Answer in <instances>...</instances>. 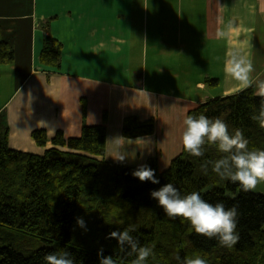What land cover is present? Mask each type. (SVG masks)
<instances>
[{
  "label": "crops",
  "instance_id": "obj_1",
  "mask_svg": "<svg viewBox=\"0 0 264 264\" xmlns=\"http://www.w3.org/2000/svg\"><path fill=\"white\" fill-rule=\"evenodd\" d=\"M46 36L62 45L59 68L40 62ZM0 39L14 50L0 66V115L24 152H43L35 130L78 137L106 116V160L156 158L163 171L192 108L248 88L225 72L233 54L264 80V0H0ZM127 116L154 119L155 132L125 139Z\"/></svg>",
  "mask_w": 264,
  "mask_h": 264
},
{
  "label": "trees",
  "instance_id": "obj_2",
  "mask_svg": "<svg viewBox=\"0 0 264 264\" xmlns=\"http://www.w3.org/2000/svg\"><path fill=\"white\" fill-rule=\"evenodd\" d=\"M61 54L62 45L46 36L40 62L59 68ZM13 60V48L0 39V66ZM205 84L214 87L218 80L207 79ZM259 100L254 88L248 87L209 99L187 116L220 117L230 132L243 130L250 149H264V129L250 119ZM106 122L105 116L102 124L84 125L78 137L60 130L49 138L46 130H35L31 137L44 148L38 154L10 147L8 127L0 115V264H44L46 254L60 249L70 251L76 264H99L101 248L105 256L113 255L116 264H130L134 256L121 252L115 239H106L110 232L130 225L135 229L133 237L154 251L147 264H178L177 255L183 259L194 252L208 264H264V195L245 193L238 184L221 181L211 167L203 174L202 163L221 155L214 147L207 148L201 158L182 148L163 171L156 158H149L146 165L155 170L160 184L141 182L132 175L138 167L105 159ZM154 132V119L124 118L125 139ZM169 182L182 195L198 191L209 203L223 202L226 208L237 205L240 241L224 248L216 239L197 235L182 218H168L150 192ZM77 217L85 220L87 230L77 225Z\"/></svg>",
  "mask_w": 264,
  "mask_h": 264
},
{
  "label": "clouds",
  "instance_id": "obj_3",
  "mask_svg": "<svg viewBox=\"0 0 264 264\" xmlns=\"http://www.w3.org/2000/svg\"><path fill=\"white\" fill-rule=\"evenodd\" d=\"M254 71L251 60L242 55L233 54L226 62L225 72L244 87L255 83L256 96L260 98L258 110L254 111L250 119L264 129V80L253 82L250 74ZM182 146L185 152L197 158L204 157L207 148H215L220 157L215 160H205L201 171L207 175L209 167L221 181L238 184L247 193L255 191L264 183V149L249 148V140L243 130L236 128L230 132L229 125L220 117L209 118L204 113L188 115L184 121ZM125 155L117 160L124 161ZM132 175L141 182L150 181L160 184L155 170L148 165H140ZM151 198L158 202L164 214L170 219L182 218L190 223V230L197 235L216 239L221 247L231 249L239 241L238 206L226 208L223 202L209 203L198 191L181 194L173 183H166L159 189L150 192ZM77 225L87 230L82 217H77ZM135 229L129 226L124 230L112 231L106 239H115L117 248L127 256L134 258L130 264H147L149 257H154V251L147 245H141L139 240L131 234ZM99 264H116L113 255L105 256L103 249L98 251ZM44 264H76L72 253L60 249L48 253L43 257ZM178 264H208L207 259L199 252L186 255L181 259L176 256Z\"/></svg>",
  "mask_w": 264,
  "mask_h": 264
},
{
  "label": "rangeland",
  "instance_id": "obj_4",
  "mask_svg": "<svg viewBox=\"0 0 264 264\" xmlns=\"http://www.w3.org/2000/svg\"><path fill=\"white\" fill-rule=\"evenodd\" d=\"M217 66H215V68H216ZM167 86H168V88H171V84H170V82H167ZM250 192H252V193H254V194H261V195H264V183H262V184H260L258 187H257V189L255 190V191H250ZM228 195H231V193H228Z\"/></svg>",
  "mask_w": 264,
  "mask_h": 264
}]
</instances>
